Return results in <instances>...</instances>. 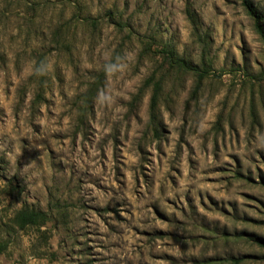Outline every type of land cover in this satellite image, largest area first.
<instances>
[{"label":"rangeland","instance_id":"obj_1","mask_svg":"<svg viewBox=\"0 0 264 264\" xmlns=\"http://www.w3.org/2000/svg\"><path fill=\"white\" fill-rule=\"evenodd\" d=\"M135 35L211 66L195 97L193 76L166 81L157 139L150 92L129 109L156 68ZM36 53L49 83L33 107ZM107 68L77 132L76 98ZM261 73L241 0H0V264H264ZM24 206L47 214L41 231L13 224Z\"/></svg>","mask_w":264,"mask_h":264},{"label":"trees","instance_id":"obj_2","mask_svg":"<svg viewBox=\"0 0 264 264\" xmlns=\"http://www.w3.org/2000/svg\"><path fill=\"white\" fill-rule=\"evenodd\" d=\"M241 5L245 9L246 13L252 18L254 30L258 34L261 42L264 45V16L258 12L256 7L250 0H241ZM186 14L188 20L193 26V34L198 38L197 40L201 42V37L199 35V22L194 12H191L189 8H186ZM94 22V21H92ZM119 27L124 28L121 24H117ZM123 31V30H122ZM131 34V32H129ZM128 33V34H129ZM130 35L127 36V38ZM134 39L142 47L140 57L153 59L156 64V68L153 73L143 82L141 87L138 89L137 93L132 97L131 102L129 103V109L135 111L138 103H140L141 98L147 93L150 92L149 98V121L147 124V132H151L155 139L159 138V112L163 103L169 104L170 94L165 97V88L166 81L173 79L175 81L179 80L183 76H193L194 80V89L192 96L195 95L202 89L204 80L209 76L210 72V62L208 64H203L200 66L193 65L189 60L180 56L174 48H171L167 45L161 46V52L157 54L153 50L152 44H156L155 40L151 38L150 40L144 39L141 36L135 35ZM56 43H59L56 41ZM204 45V44H203ZM122 47H119L113 54V59L108 64L110 67L116 60H119L122 57ZM154 54V56L152 55ZM157 55V56H156ZM46 54L36 53V63L34 66V72L31 75L29 81L32 85L37 88V95L32 102V106H39L44 102V91L47 89L49 83V77L47 74V65H46ZM108 69L102 70L100 73L95 74L89 84L86 86V89L76 98L75 102V122L77 132L84 131V127L89 121V117L92 115L94 104L98 98L99 93L104 88V84L108 75ZM264 73H261L259 76H262ZM264 76V75H263ZM257 77L252 78L256 80ZM48 221V216L42 211L35 210L31 207L24 206L18 212H16L13 224L20 231H25L27 229H40ZM240 238L244 237L247 239V236L239 235ZM45 238V237H44ZM250 238V237H248ZM257 246L264 249V239L261 238H250ZM247 260V257L233 258L220 260V262L227 264H242ZM217 260L212 259L208 262H216ZM218 262V261H217Z\"/></svg>","mask_w":264,"mask_h":264}]
</instances>
